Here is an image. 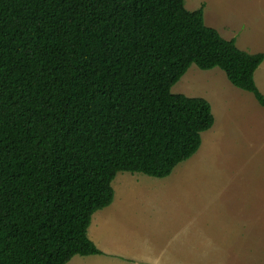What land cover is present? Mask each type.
I'll return each instance as SVG.
<instances>
[{"label":"trees","instance_id":"trees-1","mask_svg":"<svg viewBox=\"0 0 264 264\" xmlns=\"http://www.w3.org/2000/svg\"><path fill=\"white\" fill-rule=\"evenodd\" d=\"M185 0H0V264L103 253L93 216L120 173L166 179L215 124L173 94L192 66L220 69L264 108V53L241 50Z\"/></svg>","mask_w":264,"mask_h":264},{"label":"rangeland","instance_id":"rangeland-1","mask_svg":"<svg viewBox=\"0 0 264 264\" xmlns=\"http://www.w3.org/2000/svg\"><path fill=\"white\" fill-rule=\"evenodd\" d=\"M204 4L208 27L248 53L264 48V10H259L262 24H249L252 8L264 9V0H185L189 11ZM256 83L264 95V68ZM172 93L208 100L224 138L216 145L211 140L208 148L201 145L166 179L120 173L144 182H128L133 210L124 183L119 185L116 204L127 209L100 225L105 246L137 254L136 244L150 235L158 253L175 264H264V119L255 117L264 116V108L220 69L192 66Z\"/></svg>","mask_w":264,"mask_h":264},{"label":"crops","instance_id":"crops-1","mask_svg":"<svg viewBox=\"0 0 264 264\" xmlns=\"http://www.w3.org/2000/svg\"><path fill=\"white\" fill-rule=\"evenodd\" d=\"M255 1L258 2V0ZM252 9L255 10V14L251 15L249 24H254L255 26H258L262 24V14H260L259 10H264V9H262L259 5H255ZM255 26H250V27H252L253 29ZM255 48L257 49V46H255ZM249 53L250 54L264 53V48ZM262 68H264V63L257 70L256 75L258 74V72H260V70H262ZM256 75H255V80H256ZM255 117L257 118L261 117L264 119V116L262 115H257ZM230 118L232 117L229 116V119ZM206 134H207L206 139H204V137L202 139V146L208 148L210 147L211 140L213 141L214 145H216L218 141L224 138L225 133L220 126L219 127L217 126V122H215L213 128L210 131H208ZM129 181H131L133 184L134 183L137 184L138 186L143 185L144 182L143 179H140L130 174L117 176V179L113 183V188L115 191V199L113 205L111 207L104 209V211L102 210L103 213H100L99 211V213L97 212L98 214L93 216V220L89 228L88 235L90 240L98 247V249L103 253V255L90 256V257L77 256L73 260H71V262H69L68 264H175V261L165 256L163 252L160 254L158 253V247L156 246V242L154 239L152 240V238H150L151 237L150 235H146L147 237L139 241L138 242L139 244L138 243L136 244V246H139L137 254H134V252L129 251V249L127 248H122L120 250L118 247L109 248L105 246V242L103 241V230L99 228L100 225L103 222L105 223L106 220L120 215L122 211L127 209V207H125L124 205L118 206L116 204V200L120 196L119 185L121 183H124L123 186L125 187L124 189L125 194L129 195V199L132 200L131 201L132 203L130 206H128V208L133 210L132 206L135 203V198L134 195L132 197V193L134 191V188L132 187L130 189V186L132 185L128 183ZM138 181H142V182H138ZM161 248L165 249V247H161Z\"/></svg>","mask_w":264,"mask_h":264}]
</instances>
